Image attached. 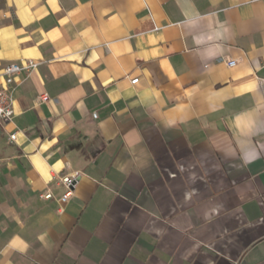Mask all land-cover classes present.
<instances>
[{"label": "crops", "instance_id": "1", "mask_svg": "<svg viewBox=\"0 0 264 264\" xmlns=\"http://www.w3.org/2000/svg\"><path fill=\"white\" fill-rule=\"evenodd\" d=\"M28 61L0 264H264V0H0V67Z\"/></svg>", "mask_w": 264, "mask_h": 264}, {"label": "built area", "instance_id": "2", "mask_svg": "<svg viewBox=\"0 0 264 264\" xmlns=\"http://www.w3.org/2000/svg\"><path fill=\"white\" fill-rule=\"evenodd\" d=\"M228 67L236 65V60H228L226 62ZM37 63L35 61H28L26 64H19L16 62H10L0 67V123L3 121H9L13 117L12 108V94L11 88L15 79V76L21 72H28L35 68ZM138 78H132L130 82L135 84ZM41 100H47L46 95L40 97ZM94 116H96L94 114ZM10 139H15V133L10 135ZM58 182L63 187V193L60 195L59 200L65 203L73 194V189L78 180L77 173H66L57 177ZM45 199H49L52 194L51 192L44 193L40 195Z\"/></svg>", "mask_w": 264, "mask_h": 264}]
</instances>
